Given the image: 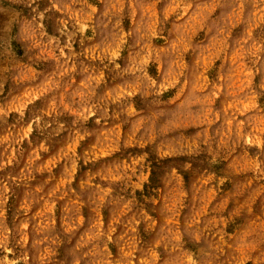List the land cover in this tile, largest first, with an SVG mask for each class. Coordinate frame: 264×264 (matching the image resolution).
Here are the masks:
<instances>
[{"label":"clouds","instance_id":"1","mask_svg":"<svg viewBox=\"0 0 264 264\" xmlns=\"http://www.w3.org/2000/svg\"><path fill=\"white\" fill-rule=\"evenodd\" d=\"M0 264H264V0H0Z\"/></svg>","mask_w":264,"mask_h":264}]
</instances>
